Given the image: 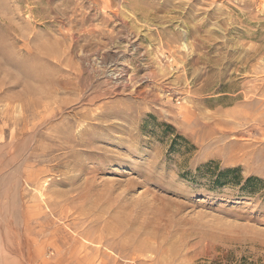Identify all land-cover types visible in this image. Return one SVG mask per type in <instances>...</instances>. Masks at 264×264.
I'll return each instance as SVG.
<instances>
[{"label": "rangeland", "instance_id": "rangeland-1", "mask_svg": "<svg viewBox=\"0 0 264 264\" xmlns=\"http://www.w3.org/2000/svg\"><path fill=\"white\" fill-rule=\"evenodd\" d=\"M0 264H264V0H0Z\"/></svg>", "mask_w": 264, "mask_h": 264}, {"label": "trees", "instance_id": "trees-1", "mask_svg": "<svg viewBox=\"0 0 264 264\" xmlns=\"http://www.w3.org/2000/svg\"><path fill=\"white\" fill-rule=\"evenodd\" d=\"M234 173H236V170H226L225 172L220 174V176H218V177H223V175H225L224 177H227L226 175H231V174H234ZM217 183L219 184L220 182L217 181Z\"/></svg>", "mask_w": 264, "mask_h": 264}, {"label": "bare ground", "instance_id": "bare-ground-1", "mask_svg": "<svg viewBox=\"0 0 264 264\" xmlns=\"http://www.w3.org/2000/svg\"><path fill=\"white\" fill-rule=\"evenodd\" d=\"M95 58V57H94ZM132 84V83H131ZM31 143V142H30ZM33 143V142H32ZM18 146V145H17Z\"/></svg>", "mask_w": 264, "mask_h": 264}]
</instances>
